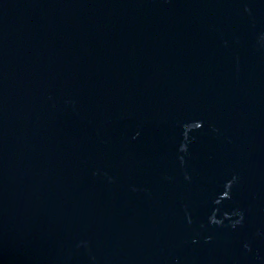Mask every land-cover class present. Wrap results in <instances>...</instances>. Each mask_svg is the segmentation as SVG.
Instances as JSON below:
<instances>
[{
    "label": "water",
    "instance_id": "water-1",
    "mask_svg": "<svg viewBox=\"0 0 264 264\" xmlns=\"http://www.w3.org/2000/svg\"><path fill=\"white\" fill-rule=\"evenodd\" d=\"M0 264H264V0H0Z\"/></svg>",
    "mask_w": 264,
    "mask_h": 264
}]
</instances>
